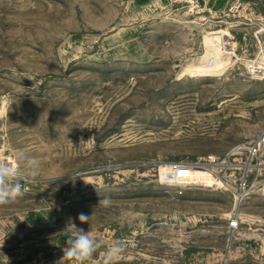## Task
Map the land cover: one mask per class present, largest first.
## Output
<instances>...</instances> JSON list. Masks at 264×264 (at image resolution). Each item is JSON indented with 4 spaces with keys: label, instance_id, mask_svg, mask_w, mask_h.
Segmentation results:
<instances>
[{
    "label": "rangeland",
    "instance_id": "374dc122",
    "mask_svg": "<svg viewBox=\"0 0 264 264\" xmlns=\"http://www.w3.org/2000/svg\"><path fill=\"white\" fill-rule=\"evenodd\" d=\"M261 1L0 0V163L39 165L0 205V264H57L69 218L103 241L85 264L117 241L114 264H264V197L172 174L264 126Z\"/></svg>",
    "mask_w": 264,
    "mask_h": 264
},
{
    "label": "built area",
    "instance_id": "2783aa9c",
    "mask_svg": "<svg viewBox=\"0 0 264 264\" xmlns=\"http://www.w3.org/2000/svg\"><path fill=\"white\" fill-rule=\"evenodd\" d=\"M200 164L209 165L214 172L234 185L237 204L243 203L254 193L264 197V126L253 136L235 144L223 156L211 154L197 163L174 164V180L186 186L185 183L193 176L195 166ZM184 188L175 191L177 197L184 193ZM230 227H239L237 216L231 219Z\"/></svg>",
    "mask_w": 264,
    "mask_h": 264
},
{
    "label": "clouds",
    "instance_id": "9594fccd",
    "mask_svg": "<svg viewBox=\"0 0 264 264\" xmlns=\"http://www.w3.org/2000/svg\"><path fill=\"white\" fill-rule=\"evenodd\" d=\"M17 159L23 162V169L0 163V205L11 203L22 196V182L34 179L38 175L39 165L34 158L26 157L23 152H20ZM109 203L107 197L99 201V204L104 206H108ZM78 219L81 224L89 223L91 216L80 213ZM65 230L71 232L72 235L66 240V247L63 249L64 255L57 264H63L65 258L74 261L75 264H85L103 245L102 240L94 239L89 232H85L83 228L78 227L72 218L68 219ZM0 246H3V244ZM124 251L125 243L123 241L115 242L104 252L103 264H114Z\"/></svg>",
    "mask_w": 264,
    "mask_h": 264
},
{
    "label": "trees",
    "instance_id": "16d2710c",
    "mask_svg": "<svg viewBox=\"0 0 264 264\" xmlns=\"http://www.w3.org/2000/svg\"><path fill=\"white\" fill-rule=\"evenodd\" d=\"M261 12L264 14V0L261 1Z\"/></svg>",
    "mask_w": 264,
    "mask_h": 264
},
{
    "label": "bare ground",
    "instance_id": "6f19581e",
    "mask_svg": "<svg viewBox=\"0 0 264 264\" xmlns=\"http://www.w3.org/2000/svg\"><path fill=\"white\" fill-rule=\"evenodd\" d=\"M215 67H216V66H215ZM205 69H206V68H205ZM205 69H204V70H205ZM202 70H203V69H201V72H202ZM204 70H203V72H204ZM214 70H216V68H215ZM214 70H210V71H214ZM196 71H197V69H196ZM205 71H208V70H205ZM197 72H198V71H197ZM199 72H200V71H199ZM200 165H202V164H200Z\"/></svg>",
    "mask_w": 264,
    "mask_h": 264
}]
</instances>
